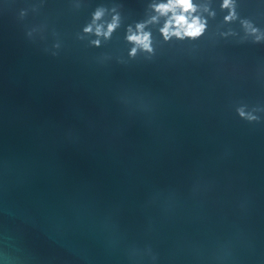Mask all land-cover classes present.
I'll return each mask as SVG.
<instances>
[{"label": "water", "instance_id": "water-1", "mask_svg": "<svg viewBox=\"0 0 264 264\" xmlns=\"http://www.w3.org/2000/svg\"><path fill=\"white\" fill-rule=\"evenodd\" d=\"M152 2L0 0V264H264V0L130 56Z\"/></svg>", "mask_w": 264, "mask_h": 264}, {"label": "clouds", "instance_id": "clouds-1", "mask_svg": "<svg viewBox=\"0 0 264 264\" xmlns=\"http://www.w3.org/2000/svg\"><path fill=\"white\" fill-rule=\"evenodd\" d=\"M152 10L153 15L145 20L139 21L133 28L128 25L126 30V40L132 45L129 51L130 56H135L138 51L153 53L152 33L147 29L150 24H157L163 19V25L159 28L160 35L165 42L173 38L178 40L191 39L195 40L204 35L208 28V20L200 14L201 6L195 0H153L148 5ZM222 9H228V15L225 16V21H231L235 18V10L232 0H223L221 4ZM109 11L105 7H97L92 13V22L84 28L85 33L93 32V25H95L94 34L97 37L110 39L113 32L120 27L121 17L116 8H112L111 21L105 24L97 23L102 20L105 13ZM204 12H208V8H203ZM209 15L214 13L209 12ZM95 46L100 45V40H93ZM243 115V113H241Z\"/></svg>", "mask_w": 264, "mask_h": 264}]
</instances>
